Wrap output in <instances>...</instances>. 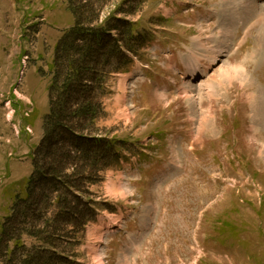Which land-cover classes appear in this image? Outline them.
Instances as JSON below:
<instances>
[{"label": "rangeland", "instance_id": "rangeland-1", "mask_svg": "<svg viewBox=\"0 0 264 264\" xmlns=\"http://www.w3.org/2000/svg\"><path fill=\"white\" fill-rule=\"evenodd\" d=\"M76 26L125 35L132 65L97 52L104 86L73 74L58 47ZM66 101L118 155L81 158L55 193L37 173L53 178L46 121ZM0 264H264V0H0Z\"/></svg>", "mask_w": 264, "mask_h": 264}, {"label": "trees", "instance_id": "trees-1", "mask_svg": "<svg viewBox=\"0 0 264 264\" xmlns=\"http://www.w3.org/2000/svg\"><path fill=\"white\" fill-rule=\"evenodd\" d=\"M126 36H113L112 31H107L101 27L98 26H92L91 27H85V26H76L73 28L70 33L66 36L68 40L62 41V43L59 44L58 47V55H62L64 57L70 58V63L72 65L78 66L77 70L73 72V74H77L78 77L82 76L84 74H92V79L95 77H100L99 84L103 85L105 81L104 74L102 73V76L100 73L96 72V70L91 65V57L93 54H101L100 57L103 59H106V61L112 63L111 61H115L117 65L115 66V71H122L124 66L129 64V59L125 56L124 57V48L121 45L122 39H124ZM96 54V56H97ZM118 55L122 56L123 59H120L121 57H118ZM119 60V62H118ZM74 71V70H73ZM73 76L72 74L67 75L68 78H65L63 83L67 90H70L72 86L75 84L78 88H82V86L79 84L82 80H72L70 77ZM81 78V79H82ZM103 79V80H102ZM59 83V80L57 81ZM56 82V83H57ZM60 84V83H59ZM59 84H55L59 85ZM82 84V83H81ZM104 86V85H103ZM102 86V87H103ZM56 88V87H53ZM92 89V85L90 86ZM105 93V91L102 92V95ZM65 109L66 114H62L63 108H60V113L55 112L52 115H50L47 118L46 121V128L47 133H45V139L44 142L49 143V146L51 147L50 150L48 149V154L52 156L53 161L56 163V167H53L51 172L53 174V178L43 175V173L38 172L37 177L38 181L44 182V181H51L52 179L54 182L51 184L53 190L55 193H58L61 191V186L63 185L61 182V178L63 179L66 174L68 168L75 169L79 168L78 162L81 160V158L84 159V161L88 160V166L97 167V164H99V161H104V167H108L112 162L116 161V157L118 153L116 152L114 148V144L111 142H108L104 138H87L86 136H82L80 132L74 130L73 128L69 127L66 122H68V117H71L73 113L74 106L69 103L68 101L65 102ZM94 109V105L91 104H85L82 107H80V110H77V112L82 113L84 116L92 115L94 119L93 114H89ZM76 112V114H77ZM60 134L62 135H68V136H74L75 139L78 141V145L75 143L74 145L70 144L69 147L64 148L59 146V144H54L53 140L57 138ZM90 141V142H89ZM89 142L92 143L85 147V144ZM48 148V147H47ZM88 150V151H87ZM93 161V162H92ZM81 173L76 174H86V170L81 169ZM92 170V169H90ZM96 169L92 170L95 171ZM74 171V170H73ZM59 177V178H58ZM32 178V177H31ZM34 178H32L29 183L33 184ZM60 184V185H59ZM41 187V191H45L43 187L39 184ZM35 197V194H34ZM42 198V197H40ZM45 201L44 203H46ZM24 203V202H23ZM27 203H31V199L27 201ZM49 203V201L47 202ZM16 209L14 211L13 218L15 220L22 219L24 217V213L27 211H22L18 202L16 203ZM25 210H30V208H26Z\"/></svg>", "mask_w": 264, "mask_h": 264}, {"label": "bare ground", "instance_id": "bare-ground-1", "mask_svg": "<svg viewBox=\"0 0 264 264\" xmlns=\"http://www.w3.org/2000/svg\"><path fill=\"white\" fill-rule=\"evenodd\" d=\"M246 15V14H245ZM217 59V58H216ZM216 59H213V62L216 60ZM196 65H194V64H190V65H188V68H189V74H191V78H195L196 77V75L195 74H197V72H198V70H200L198 67H199V65L201 66L202 64H201V62L200 61H198V63H195ZM197 65H198V67H197ZM197 68V69H196ZM204 82V81H203ZM210 86V85H209ZM188 96V95H187ZM259 99V98H258ZM254 100V99H253ZM258 103V102H257ZM258 110V109H257ZM255 113V112H254ZM257 113V112H256ZM259 116V115H258ZM260 117V116H259ZM260 120V119H259ZM122 263V262H121ZM124 263V262H123Z\"/></svg>", "mask_w": 264, "mask_h": 264}]
</instances>
